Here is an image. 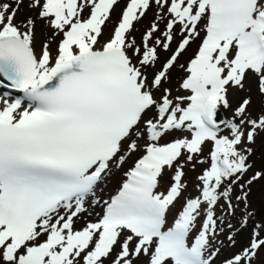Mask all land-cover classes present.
Returning a JSON list of instances; mask_svg holds the SVG:
<instances>
[{
    "label": "snow or ice",
    "instance_id": "obj_1",
    "mask_svg": "<svg viewBox=\"0 0 264 264\" xmlns=\"http://www.w3.org/2000/svg\"><path fill=\"white\" fill-rule=\"evenodd\" d=\"M0 89V264H213L245 230L221 264L261 255L264 0H0Z\"/></svg>",
    "mask_w": 264,
    "mask_h": 264
},
{
    "label": "rangeland",
    "instance_id": "obj_2",
    "mask_svg": "<svg viewBox=\"0 0 264 264\" xmlns=\"http://www.w3.org/2000/svg\"><path fill=\"white\" fill-rule=\"evenodd\" d=\"M119 11H120V7L118 6L117 9H116V11L113 12V14H112V18H113V20L116 19V15H117V13H118ZM150 12H151V11L148 12L149 15H150ZM23 14H24V11L22 10L21 15H23ZM147 16H148V14H147ZM150 16H151V15H150ZM18 19H19V17H18ZM148 20H149V18L146 17L145 20H142L139 24L136 25V28L139 29L140 31L134 32L133 35L136 36V38H137L138 41H139V39H140V34H141V32L143 31V25H144L145 23H147ZM39 28H40V26L38 25V30H39ZM108 35H109V30H108V28H105V30H104V36H103L102 40H103V39H106V38L108 37ZM193 44H194V43H193ZM193 44H191V45L189 46L188 50H187V51H186V52L180 57V61H181V62H184L189 56L192 55V53L194 52V48H193V47H195V46H193ZM178 75H179V73H178L176 70H173V73H172L173 81H175V79H176V77H177ZM230 98H231V97H230ZM258 110H259V108H258V105H257V103L255 102V98H254L253 109H250V111H258ZM176 135H181V134H180V133H176ZM258 144H259V138H258ZM207 150H208V146H205V148H204V156H205V157L207 156ZM257 155H259V151H258ZM253 159L256 160V168H260V167H261V161H260L259 159H256V157H253ZM129 163H130V162H129ZM128 165H129V164L126 163L123 167H121L120 173H119V171H118V174H116V173L113 172L112 177L110 176V173H109V175H108V179H109V176H110V179H109L110 181H109V182H111V181L114 179V177L116 176L115 180H114V181L112 182V184H111L112 186L109 187V188H111V190H113V189L115 188L117 182H118L119 179H120V175L123 174L124 170L127 169ZM204 166H206V165H197L195 171H192V170H190V169H186V170H185V171H186V177H185V180H186V182H187V184H188V188H187V191H186V193H185L186 196H187V195H190V194H191V195H195V194H196V189H195V187H194V185H195V183H196L195 177H196L198 174H200L201 169H202V167H204ZM116 170H117V169H116ZM116 170H115V171H116ZM254 170H255V169H254ZM111 174H112V172H111ZM107 181H108V180H107ZM107 181H106V182L102 181V182H101V185H102V186H101L99 189H101L103 186H104V187H105V186L107 187V185H108ZM113 186H114V187H113ZM250 202H251V204H252V207L256 210V213L259 214V216H258L257 218H258V219L264 218V180L259 181V182H257L256 184H254V185L252 186V193H251V196H250ZM96 208H97L96 212H100V211L98 210V206L96 207V206L94 205V203H93V206H91V207L89 208L91 211H93L92 214L95 212V209H96ZM89 218H93V216H92V217H89ZM79 225H80V224H79ZM245 237H246V238L248 237V233H247V236H246V231L243 232V233H241V234H240V237L238 236V237L236 238V239H237V246H236V249H238L239 247H241V246H240V245H241V241L244 240ZM247 239H248V238H247ZM220 241H224V245H221ZM226 244H227V241L225 240V238H224L223 235L219 236V237L217 238V240L214 242V247H218V248H220V256H223V258H221V257L219 256V260H220V261H222V260H223L226 256H228L232 251L236 250V249H231V250H229V249H225L224 247H225ZM242 246H243V245H242ZM222 252H224V254H223ZM261 252H262V253H261L260 256H261V257H264V251H261ZM217 257H218V256H217ZM217 257H215V259L213 260V264H218V263L220 262L219 260H217ZM258 264H260V260H259Z\"/></svg>",
    "mask_w": 264,
    "mask_h": 264
},
{
    "label": "bare ground",
    "instance_id": "obj_3",
    "mask_svg": "<svg viewBox=\"0 0 264 264\" xmlns=\"http://www.w3.org/2000/svg\"><path fill=\"white\" fill-rule=\"evenodd\" d=\"M151 15V16H150ZM150 15H149V13H148V18H149V20L152 18V11L150 12ZM53 52H55V44H53ZM4 92V91H3ZM114 166V165H113ZM117 174V173H116ZM115 178H116V176L114 177V179L111 181V182H108V185H107V187L105 186V188L103 189V190H98V192H95V194L92 196V197H90L89 198V200H94L95 199V197L97 196H99V200H101V198H104V195H107L108 194V189H109V187L110 186H112L111 184H112V182L115 180ZM114 187V186H113ZM191 195V194H190ZM177 207H179V203L177 204ZM173 212H175L176 211V209H173L172 210ZM169 219L171 220L172 219V216H171V214H170V216H169ZM81 222H78L77 224L79 225Z\"/></svg>",
    "mask_w": 264,
    "mask_h": 264
},
{
    "label": "trees",
    "instance_id": "obj_4",
    "mask_svg": "<svg viewBox=\"0 0 264 264\" xmlns=\"http://www.w3.org/2000/svg\"><path fill=\"white\" fill-rule=\"evenodd\" d=\"M259 216L258 213H256V218ZM261 251H264V249H262ZM261 259V256L257 257V260L254 262V264H258L259 260Z\"/></svg>",
    "mask_w": 264,
    "mask_h": 264
}]
</instances>
